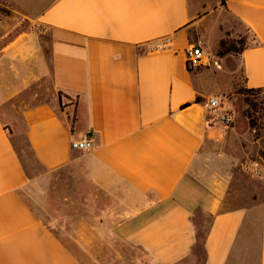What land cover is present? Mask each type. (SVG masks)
I'll list each match as a JSON object with an SVG mask.
<instances>
[{
	"label": "crops",
	"instance_id": "obj_1",
	"mask_svg": "<svg viewBox=\"0 0 264 264\" xmlns=\"http://www.w3.org/2000/svg\"><path fill=\"white\" fill-rule=\"evenodd\" d=\"M33 3L0 51V264H264V181L238 170L264 167V131L205 108L264 102V0Z\"/></svg>",
	"mask_w": 264,
	"mask_h": 264
},
{
	"label": "rangeland",
	"instance_id": "obj_2",
	"mask_svg": "<svg viewBox=\"0 0 264 264\" xmlns=\"http://www.w3.org/2000/svg\"><path fill=\"white\" fill-rule=\"evenodd\" d=\"M34 1L37 0H0V51L19 35L32 31L33 24L30 20L27 19L26 16L31 17L33 15ZM224 42L225 49H229L231 52L234 51V53H229L225 56H236L245 46L244 38H227L224 40ZM217 52L218 50L213 57L218 58ZM237 76H239V74H237ZM220 101L221 103L227 105L229 109H231V112H229L228 114L231 115L232 120L233 117H235L238 121L246 124L250 131L252 130L250 129L249 118L256 121V129L255 131H253V137L256 139L263 138L262 133L264 131V105L261 93L252 96L247 93V90L240 88L235 89L227 96H224V98L220 99ZM16 149L18 150V154L20 153V156H22L26 161L30 159V156L25 150L26 147L16 146ZM242 164H248L256 168L257 171L261 173H264V167H260L259 165L257 166L249 161L242 162L238 166V170L240 171V173L248 177L264 181L263 178L243 172L240 168ZM46 202H49L48 192L46 194ZM59 228H63L61 222L59 223ZM202 234L203 231H200L199 237L202 238ZM65 236L66 235L61 231H58V237L63 241L65 239ZM66 242H68L67 238Z\"/></svg>",
	"mask_w": 264,
	"mask_h": 264
},
{
	"label": "built area",
	"instance_id": "obj_3",
	"mask_svg": "<svg viewBox=\"0 0 264 264\" xmlns=\"http://www.w3.org/2000/svg\"><path fill=\"white\" fill-rule=\"evenodd\" d=\"M185 58L187 65L192 68L209 65V58L196 47L188 48L185 52ZM205 108L209 126L218 124L227 129L232 125L233 120L231 115L222 111L220 102L217 98H208L205 101ZM71 149L78 152L89 151L91 149V143L89 141H76L71 144ZM240 168L245 173L264 179V173L258 172L256 168L248 164H242Z\"/></svg>",
	"mask_w": 264,
	"mask_h": 264
},
{
	"label": "trees",
	"instance_id": "obj_4",
	"mask_svg": "<svg viewBox=\"0 0 264 264\" xmlns=\"http://www.w3.org/2000/svg\"><path fill=\"white\" fill-rule=\"evenodd\" d=\"M226 0H221V6L223 7L225 5ZM225 42H220L219 47H218V52H217V57L221 58L224 57L225 55L229 54V53H234V51H230L229 49H225ZM247 93L254 96L257 94H260L261 91L260 90H247ZM200 100H196V103H199ZM264 105V102H263ZM249 125H250V129L252 131H255L256 129V121L252 120L249 118ZM198 245L201 246V241L200 239L198 240Z\"/></svg>",
	"mask_w": 264,
	"mask_h": 264
}]
</instances>
